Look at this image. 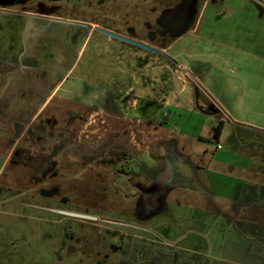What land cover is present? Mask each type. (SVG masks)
I'll use <instances>...</instances> for the list:
<instances>
[{
  "label": "rangeland",
  "instance_id": "1",
  "mask_svg": "<svg viewBox=\"0 0 264 264\" xmlns=\"http://www.w3.org/2000/svg\"><path fill=\"white\" fill-rule=\"evenodd\" d=\"M184 1L0 0V264H264V0H199L200 47L185 39L174 62L89 36L160 50ZM120 89L125 128L105 133L97 107L86 128L75 100ZM19 132L71 165L33 183L9 164ZM169 166L163 203H141Z\"/></svg>",
  "mask_w": 264,
  "mask_h": 264
},
{
  "label": "flooded vegetation",
  "instance_id": "2",
  "mask_svg": "<svg viewBox=\"0 0 264 264\" xmlns=\"http://www.w3.org/2000/svg\"><path fill=\"white\" fill-rule=\"evenodd\" d=\"M199 3V0H185L184 3L180 5V7L174 11L169 12L168 16L164 19V24H166L167 30H170L172 35H174L178 30H182L185 28L190 21L193 19V7H196ZM93 33H99L96 31V29H91L89 32V36H91ZM100 34V33H99ZM102 35V34H100ZM104 36V35H103ZM161 50V48H160ZM167 59V58H166ZM59 69V68H58ZM58 72V70L55 71V73ZM62 69H59L58 75H62ZM52 90L54 91L55 87H52ZM86 88V87H85ZM87 89V88H86ZM132 90V89H131ZM130 94L126 91H123L122 89L118 90V92H115L113 95L109 94V92H104L102 94V102L100 98L97 99L95 102L96 104L89 105V103H85L84 100H75L79 104H83L87 108L92 109L91 113L89 114L87 120H86V128L87 127H97V123L92 126L93 123L96 121L91 120L94 118L93 114L95 116L100 117V114L97 111H94L93 108L97 107L98 111L102 110L104 115H101V117L104 119L102 122V127L104 128V132L108 133L112 128L113 124L117 127H124L126 126L124 120L128 119L127 114L125 113V109H127V104L130 102L128 99V96ZM44 100L43 104L44 106L50 101ZM135 104H131L132 107L137 106V100H134ZM135 105V106H134ZM126 107V108H125ZM39 113L36 112L32 116V122L35 120ZM81 120H84V115L82 114ZM100 120V119H99ZM88 121H91L90 123H87ZM131 122V121H130ZM139 123H141V120H139ZM87 132L90 130L86 129ZM90 133L97 134L101 133L94 131H90ZM18 138L17 142H14V146L10 152V162L9 164H12L17 169L19 167L23 168V171H25L33 183L42 182L46 178H49L50 180H56L58 176L62 173L63 167L71 165V163L68 161V152L67 148L65 147H56L49 148L46 146L43 147H36V146H25V145H18L19 141L21 139H28V141H24L25 143H32V140H36V137H26L25 134H20L19 136H14V139ZM126 172V171H124ZM131 175V173H128ZM163 177L156 179L152 182V184L149 186L147 190L141 191L142 200L141 203L152 205L158 202L164 201V198L168 191L170 190V185L168 182H164ZM56 187V186H55ZM135 187V186H134ZM56 189V188H55ZM51 193L45 194L44 197H49ZM50 199V198H48ZM60 201L66 202V198L60 197Z\"/></svg>",
  "mask_w": 264,
  "mask_h": 264
},
{
  "label": "crops",
  "instance_id": "3",
  "mask_svg": "<svg viewBox=\"0 0 264 264\" xmlns=\"http://www.w3.org/2000/svg\"><path fill=\"white\" fill-rule=\"evenodd\" d=\"M206 1H205V4H206ZM205 4L202 7L200 13L198 10V5L196 7H193V19L190 21V23L185 28H183L182 30H178L174 35H172L173 40L171 41V44L168 45L167 47H161V50H163L164 52H166L167 54L172 56L174 59H179V58L184 56V52H183L184 50L182 52L176 53V54H173L171 52L175 49V47L179 43L183 42L187 38L190 39V37H195L199 33V31L201 29V24L203 23V20L202 19L200 20V17L204 13V10L206 8ZM193 40L194 41H192V43H191V41H189L187 46L191 47V56L195 57L196 55L194 53H195L197 47H200V42L198 41L197 36ZM143 55L144 54L140 55V59L143 58ZM170 61L174 62V60H170ZM184 68L187 70L188 65L185 64ZM191 79L194 81L193 84L200 88L199 89L196 87V91L200 92V95H198V98H200V100H202V102H204L205 104L212 103L213 101L210 99L209 95L207 94L206 90H208V89L206 88V86L210 89L208 91H212V92H214V91L212 90V88L210 86L207 85L206 80H204L202 82V84H204V85H202L203 86L202 87L198 82H196V80L193 77H191ZM188 84L190 85L189 82H188ZM189 89H190V91L192 90L191 88H189ZM212 92H210V93L212 94ZM217 100H219V99L217 98ZM219 102H220V100H219Z\"/></svg>",
  "mask_w": 264,
  "mask_h": 264
},
{
  "label": "water",
  "instance_id": "4",
  "mask_svg": "<svg viewBox=\"0 0 264 264\" xmlns=\"http://www.w3.org/2000/svg\"><path fill=\"white\" fill-rule=\"evenodd\" d=\"M96 31L99 32L100 34L104 35V36H107L109 37L110 39H113V40H117V41H120V42H123V43H126L128 45H131V46H134L136 48H139V49H142L148 53H151V54H156V55H160V56H163L169 60H173L168 54H166L163 50H159V49H155L153 47H150L146 44H143V43H140V42H137L135 40H132V39H129V38H125V37H122L120 35H117V34H114L112 32H109V31H106V30H103V29H100V28H96ZM173 176V173H172V167L169 166L167 168V170L162 174V177H163V181L164 182H168L170 181V179L172 178ZM66 215H69V216H75V217H80V218H88L86 216H81V215H78V214H74V213H70V212H64Z\"/></svg>",
  "mask_w": 264,
  "mask_h": 264
},
{
  "label": "trees",
  "instance_id": "5",
  "mask_svg": "<svg viewBox=\"0 0 264 264\" xmlns=\"http://www.w3.org/2000/svg\"><path fill=\"white\" fill-rule=\"evenodd\" d=\"M223 124L221 123L215 130H214V137L219 139L221 136Z\"/></svg>",
  "mask_w": 264,
  "mask_h": 264
},
{
  "label": "built area",
  "instance_id": "6",
  "mask_svg": "<svg viewBox=\"0 0 264 264\" xmlns=\"http://www.w3.org/2000/svg\"><path fill=\"white\" fill-rule=\"evenodd\" d=\"M220 148H221V146H220V145H218V146H217V149H220Z\"/></svg>",
  "mask_w": 264,
  "mask_h": 264
}]
</instances>
